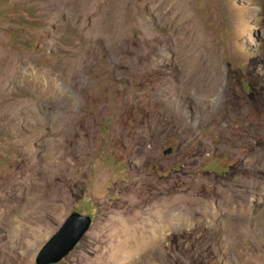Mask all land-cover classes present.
Masks as SVG:
<instances>
[{
    "label": "rangeland",
    "instance_id": "obj_1",
    "mask_svg": "<svg viewBox=\"0 0 264 264\" xmlns=\"http://www.w3.org/2000/svg\"><path fill=\"white\" fill-rule=\"evenodd\" d=\"M252 125L264 0H0V264H33L72 209L92 222L52 264H264V181L236 196L218 150ZM136 212L132 244L113 231Z\"/></svg>",
    "mask_w": 264,
    "mask_h": 264
},
{
    "label": "bare ground",
    "instance_id": "obj_2",
    "mask_svg": "<svg viewBox=\"0 0 264 264\" xmlns=\"http://www.w3.org/2000/svg\"><path fill=\"white\" fill-rule=\"evenodd\" d=\"M154 61H157V59L155 58ZM169 86H170L169 83H168V85L165 83L164 86H162V90H161L162 93H168L169 89H170ZM185 98L187 99L188 102H191V103H195L196 101H199V102L201 101V96L198 93L188 94L185 96ZM164 104H165L166 108L171 107V109H174L177 107V110L175 109L172 112V115L177 119L176 120L177 123H176L174 131L176 133H179V134H183V133L189 132V131H192V133H193V131H194L193 127L187 123H184V121H182V116L184 115L182 113V107L179 106L177 103H175V101L171 97H168L167 101ZM196 106H198V105H196ZM161 116H164V115H161ZM160 120H162V119H160ZM201 120H202V118H199V121H201ZM172 123H174V122H172ZM259 129L252 125V128L249 127L248 129H246L245 132H241V135H239L237 138H229V140H227V143H229L228 146L224 145V146H220L218 148V150H221V151L222 150L223 151L231 150L233 153L237 152L239 157H240V161H241L240 170H238L237 174L233 178V181H232L233 183L229 186L236 196L240 191L248 190V185L246 184L248 182V180H247L248 178L251 179L250 182L251 181L254 182V187H256L260 181H264V133L261 132ZM195 134L196 133H193V135H195ZM239 137H240V139H238ZM251 139H257L259 144L258 145L256 144V146L254 147V149L250 153L249 157L244 155V153H242V152L240 153L239 151H236V147H234V146H236V144H238L239 142H244V141L248 142ZM207 148H208L207 145H204L202 147L203 151ZM203 185H204V182L201 181V179H199L193 183L191 188L192 187L194 188L193 191H196V190L198 191V189L200 187H202ZM260 191L263 192L262 189ZM217 192L222 194V193H225L226 191L223 189H219V190H217ZM140 215L141 214L139 212L134 213L133 214L134 217H133L131 222H122V221L116 220V225H119L120 227H119V229H115V231H113L115 233V235H118L119 238L125 237L124 235H126L127 240L129 242H131L132 244L137 243L139 238L132 234V232L129 228V225L131 223L136 224V222H138V218L140 217ZM145 238H147V237H145Z\"/></svg>",
    "mask_w": 264,
    "mask_h": 264
},
{
    "label": "water",
    "instance_id": "obj_3",
    "mask_svg": "<svg viewBox=\"0 0 264 264\" xmlns=\"http://www.w3.org/2000/svg\"><path fill=\"white\" fill-rule=\"evenodd\" d=\"M91 222L90 213L77 209L69 211L39 247L33 264H52L61 260L74 248Z\"/></svg>",
    "mask_w": 264,
    "mask_h": 264
}]
</instances>
